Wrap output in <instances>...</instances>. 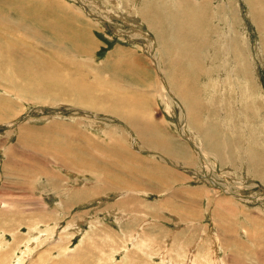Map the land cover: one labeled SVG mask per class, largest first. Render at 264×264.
Segmentation results:
<instances>
[{"label": "rangeland", "instance_id": "1", "mask_svg": "<svg viewBox=\"0 0 264 264\" xmlns=\"http://www.w3.org/2000/svg\"><path fill=\"white\" fill-rule=\"evenodd\" d=\"M0 46V264H264V0H0Z\"/></svg>", "mask_w": 264, "mask_h": 264}, {"label": "bare ground", "instance_id": "2", "mask_svg": "<svg viewBox=\"0 0 264 264\" xmlns=\"http://www.w3.org/2000/svg\"><path fill=\"white\" fill-rule=\"evenodd\" d=\"M2 16V15H1ZM3 17V16H2ZM16 23H12V28L14 27V25H15ZM19 27H21V26H19ZM18 27V28H19ZM22 27H23V25H22ZM9 29V28H8ZM14 29V28H13ZM2 38V37H1ZM3 40V39H2ZM6 43V42H5ZM27 46V45H26ZM29 46V45H28ZM33 46V45H32ZM1 47V46H0ZM37 47V46H36ZM33 49V48H32ZM14 50H15V55H14V57L16 56V54L18 53L19 55H21L22 54V51L21 50H23L22 48H16V47H14ZM18 50V52H16ZM36 50V49H35ZM27 53H25V54H22V56H25ZM24 58V57H23ZM3 59V58H2ZM27 65V64H26ZM19 68H22V67H19ZM27 68V67H26ZM25 69V68H24ZM29 70V69H28ZM22 71H27V70H22ZM28 72H30V71H28ZM63 154V153H62ZM73 155V154H72ZM71 155V156H72ZM66 156H67V154H66ZM67 158V157H66ZM64 159V158H63ZM71 159H72V157H71ZM64 161V160H63ZM65 164L66 165H68V166H70V164H72V162L70 163V162H65ZM74 164H75V162H74ZM74 164L72 165V166H74ZM76 165V164H75Z\"/></svg>", "mask_w": 264, "mask_h": 264}]
</instances>
